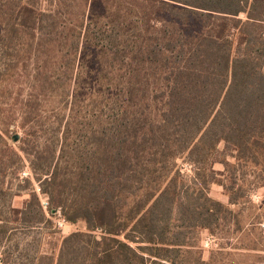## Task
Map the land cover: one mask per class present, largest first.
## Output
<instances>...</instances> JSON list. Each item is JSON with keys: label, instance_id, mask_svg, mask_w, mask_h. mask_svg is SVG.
Here are the masks:
<instances>
[{"label": "trees", "instance_id": "trees-1", "mask_svg": "<svg viewBox=\"0 0 264 264\" xmlns=\"http://www.w3.org/2000/svg\"><path fill=\"white\" fill-rule=\"evenodd\" d=\"M92 3L109 11L116 0ZM129 3L137 13L120 6L105 27L85 21L86 11L61 30L56 11L30 4L0 16L6 50L20 31L50 41L67 32L76 37L65 48L77 56L83 46L95 48L101 69L90 75L96 90L80 87L86 75L75 78L64 137L32 153L23 150L49 201L44 207L30 180H22L20 188L29 191L24 206L0 203L1 264H157L189 244L190 230L219 223L226 210L210 196V184L234 189L218 178L224 172L214 170L222 153L264 173V0ZM67 80L65 86L72 77ZM80 122L86 125L73 124ZM73 126L85 134L73 139ZM21 128L26 143L35 127L25 122ZM10 131V125L0 129V145ZM5 146L0 172L14 176L22 157ZM179 158L192 166L193 186L174 171ZM6 191L0 190L3 203L16 196ZM239 192L230 193L231 204ZM58 212L68 223L85 222L87 232L63 238L57 258L41 252L28 259L22 252V261L14 260L19 246H8L14 225L31 230L52 224L48 214Z\"/></svg>", "mask_w": 264, "mask_h": 264}, {"label": "rangeland", "instance_id": "rangeland-1", "mask_svg": "<svg viewBox=\"0 0 264 264\" xmlns=\"http://www.w3.org/2000/svg\"><path fill=\"white\" fill-rule=\"evenodd\" d=\"M62 1L0 0V16L2 14V17L6 15L5 18H8L11 7L18 9L23 4H30L40 11H56V15L60 16L58 23L63 30L64 22L68 27L77 24L81 13L83 16L86 11L85 21L101 27L110 24L112 15L120 6L127 12L132 9L134 14L138 11L131 8L129 0H116V7H111L109 11L99 3H92V0H88V7L85 0H67L65 6ZM239 19L245 21L247 15L241 14ZM1 27L0 25L2 34ZM24 32H18L8 44L7 50L6 45L0 44V129L4 131L10 125L11 130V136H6L0 145V160L3 148H7L6 144L12 146L22 157L16 175H9L7 171L0 172V190L5 189L8 192V189H11L8 193L16 195H10L8 198L5 196L7 203H3L0 198V203L7 206L13 204L18 208L23 207L29 198V191H24L20 188L21 185L19 186L22 180H30L29 188L35 189L42 204L47 205L49 199L41 194L26 153H32L36 146L44 147L48 142L64 137L70 114L69 107L65 105L66 98L74 89L75 78L86 75L85 84L80 87L84 91H93L99 86L91 82L90 75L93 77L97 72H101L95 48L83 46L80 56L65 48V44L73 42L76 35L73 37L67 32H57L50 41L45 35L30 37ZM68 75L72 77V82L65 86L63 80L68 82ZM25 122L35 127L33 137L26 143L21 142L24 136L21 125ZM51 124H54L53 131ZM73 124L86 125L81 122ZM71 131L73 139H76L78 134H85L78 131L76 126H73ZM223 149L221 145L220 150ZM23 150H27L26 153ZM219 160L220 162L214 165V170L224 172V175H219L218 178L223 180L227 187L234 186L228 193L219 184H210V196L222 202L226 210L221 214L219 223L212 230H190L189 244L179 252L169 254V259H157V264H264V173L261 167L235 161L230 152L222 153ZM225 160L230 164L227 169L221 163ZM176 164L174 171L180 170L187 186H193L192 166L185 158H179ZM204 176L205 174H202L201 180ZM237 191H240V196L235 204H231L230 193L234 195ZM48 218L52 220V224L35 225L31 230L14 225L15 229L11 231L8 241L11 249L19 246L18 251H15L14 260L21 262L18 256L22 252L28 259L41 252L57 258L63 238L76 232H87L85 222L68 223L60 212L53 217L48 214ZM173 225L174 223L171 227ZM29 261L38 264L36 260Z\"/></svg>", "mask_w": 264, "mask_h": 264}, {"label": "built area", "instance_id": "built-area-1", "mask_svg": "<svg viewBox=\"0 0 264 264\" xmlns=\"http://www.w3.org/2000/svg\"><path fill=\"white\" fill-rule=\"evenodd\" d=\"M45 204V203H44ZM48 204V203H47ZM44 206H47L46 204L44 205ZM0 264H1V262H0Z\"/></svg>", "mask_w": 264, "mask_h": 264}]
</instances>
